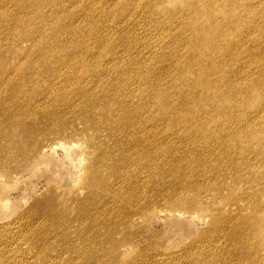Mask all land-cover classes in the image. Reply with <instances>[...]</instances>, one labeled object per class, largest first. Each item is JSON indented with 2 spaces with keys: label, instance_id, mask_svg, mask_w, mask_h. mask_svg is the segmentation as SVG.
<instances>
[{
  "label": "rangeland",
  "instance_id": "obj_1",
  "mask_svg": "<svg viewBox=\"0 0 264 264\" xmlns=\"http://www.w3.org/2000/svg\"><path fill=\"white\" fill-rule=\"evenodd\" d=\"M0 264H264V0H0Z\"/></svg>",
  "mask_w": 264,
  "mask_h": 264
}]
</instances>
